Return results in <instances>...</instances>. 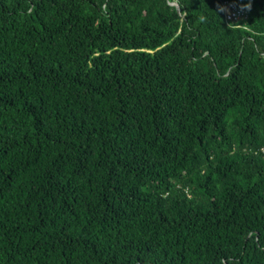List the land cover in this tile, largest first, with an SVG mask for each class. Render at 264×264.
Segmentation results:
<instances>
[{
  "label": "trees",
  "instance_id": "16d2710c",
  "mask_svg": "<svg viewBox=\"0 0 264 264\" xmlns=\"http://www.w3.org/2000/svg\"><path fill=\"white\" fill-rule=\"evenodd\" d=\"M0 264H264V0H0Z\"/></svg>",
  "mask_w": 264,
  "mask_h": 264
},
{
  "label": "built area",
  "instance_id": "2783aa9c",
  "mask_svg": "<svg viewBox=\"0 0 264 264\" xmlns=\"http://www.w3.org/2000/svg\"><path fill=\"white\" fill-rule=\"evenodd\" d=\"M226 12H227V18L229 19H232V18H238L242 12L235 9L233 6H229L228 5V8L226 9Z\"/></svg>",
  "mask_w": 264,
  "mask_h": 264
}]
</instances>
